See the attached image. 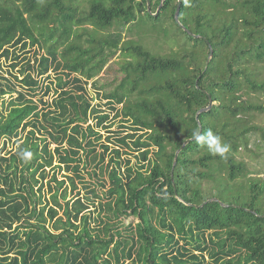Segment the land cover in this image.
Instances as JSON below:
<instances>
[{"label":"trees","instance_id":"1","mask_svg":"<svg viewBox=\"0 0 264 264\" xmlns=\"http://www.w3.org/2000/svg\"><path fill=\"white\" fill-rule=\"evenodd\" d=\"M159 3L0 0V107L14 95L0 111V140H16L0 147V264H264V179L248 177L243 193L226 185L249 172L234 156L255 127L242 116L264 110L247 97L264 89V0H180L189 32L174 19L177 0L153 15ZM136 19L163 37L176 31L177 49L122 40L119 28ZM117 50L128 55L119 83L89 85ZM209 96L216 103L198 125ZM199 129L230 145L226 157L192 139L173 165ZM67 184L73 197L61 204ZM211 197L227 205L201 204ZM91 206L110 213L96 227Z\"/></svg>","mask_w":264,"mask_h":264},{"label":"rangeland","instance_id":"2","mask_svg":"<svg viewBox=\"0 0 264 264\" xmlns=\"http://www.w3.org/2000/svg\"><path fill=\"white\" fill-rule=\"evenodd\" d=\"M140 15H143V14H140ZM170 23H171L170 19H167L166 22H164V25L167 26V24H170ZM140 24H142L143 26H140ZM118 28H119L118 26L113 24L112 26L105 28L101 32H98V35H105L106 32L112 33ZM150 28L151 27L149 24L142 22L140 19H136L131 24L125 25L124 27H120L119 29L122 31V40L133 39L135 40V42L141 44L145 49L151 52H154L156 54H169V53H172L171 51H174L177 49L178 44L181 42V39L175 36L176 31L173 32L169 30L168 37H163V35L161 36V34L157 35ZM186 43H190V41L186 40ZM60 49L61 47L59 46L58 50ZM125 57H128L126 53L121 52L120 50H117L116 53L113 56L109 57L108 60L102 65V67L98 71H96L91 78H89L88 80L89 85L90 83H95L97 87L101 91H104V92H108L112 90L119 83L121 77L123 76V72L119 68L120 67L119 63ZM2 70L4 69L2 68ZM262 74H264V72L261 73L260 78L262 77ZM52 75L53 73L51 74V76ZM90 95L94 96L91 89H90ZM12 97H14V95L9 96L8 94H6L4 96L5 101L3 105L0 107V111L2 110V112L4 113L6 112V107H7L6 102ZM53 97H54V93H50L48 97H45L44 99H47L48 101H50L51 98ZM247 97L253 103L264 104V89H261L256 92L253 91ZM95 102H96V99H92V103H95ZM215 103L216 102H214V104ZM242 117L243 119H246L247 123L251 127L253 126L255 127H253L249 131V134L246 135L244 142L241 145H239L234 156L236 159H239L241 162H243L246 165L249 172L246 175L238 176L237 178H234L233 180L226 179V185L228 188H234L235 186H238L240 188L239 190L243 193L246 190L248 177H259L260 179H264V110L263 111H259V110L249 111L245 113V115H243ZM117 120L118 119H116L115 122ZM87 123H93V121L91 122L89 119ZM100 132L103 135H105V131L103 129H101ZM3 142H5V149L11 148V150H14V147L16 145V140H14L13 138L8 139L7 137H2L0 140V147L2 146ZM52 145L53 144H51L50 147ZM4 152L5 150L2 151V153ZM48 175H50V172H48ZM61 175H63V171L59 172L58 177L60 178ZM216 175H219V172ZM222 177L227 178L226 175L224 174ZM201 184L203 185L204 190L206 191L210 190L212 192L215 189L213 187L214 183L205 178L201 180ZM51 186L53 188L55 187L54 182L51 183ZM69 186H70L69 184L65 186L66 187V198L63 199L61 195L59 196V201L61 204H64L66 199L68 198L71 199L73 197V192H70ZM59 191L63 192L64 187L60 188ZM43 194L45 195V198H43V200L41 201L46 200L49 203V201H51V195L47 187V182H44ZM37 205H40V204H37ZM87 212H90V216H91V218L89 219L90 225L94 227L99 225L98 219L101 216L104 217L105 215L110 214L105 211L102 213L101 212L98 213L97 208H95V206H91L90 210ZM58 215H62V208L58 209ZM120 217L122 218L124 224L131 223L133 225L137 222V217L131 214L129 215L122 214ZM115 220L116 218L111 219V221H115ZM31 221L33 222V219H31ZM51 224L52 223L47 222L45 225L48 227H51ZM24 230H25L24 227L19 228V232L21 236H24V234L22 233ZM60 251L61 250H59L58 252ZM124 262H126L125 259H124Z\"/></svg>","mask_w":264,"mask_h":264},{"label":"clouds","instance_id":"3","mask_svg":"<svg viewBox=\"0 0 264 264\" xmlns=\"http://www.w3.org/2000/svg\"><path fill=\"white\" fill-rule=\"evenodd\" d=\"M193 138L196 143L205 145L207 149L213 155H219L221 157H226V154L230 151V145L223 143L219 136L214 135L211 130L205 134H201L198 131L193 134ZM30 152H23L21 159L28 162L31 159Z\"/></svg>","mask_w":264,"mask_h":264},{"label":"water","instance_id":"4","mask_svg":"<svg viewBox=\"0 0 264 264\" xmlns=\"http://www.w3.org/2000/svg\"><path fill=\"white\" fill-rule=\"evenodd\" d=\"M164 0H160V3L156 9V12L152 13L153 15L156 14L158 12V10L160 9L162 3H163ZM179 8H180V0H177V6H176V9L174 11V19L175 21L177 22V24L186 32H189L188 28L182 24L179 19H178V12H179ZM147 9L149 10V4H148V1H147ZM150 11V10H149ZM192 36L194 37H198L200 36L199 34H193L192 33ZM210 46V45H209ZM211 56V54L209 55V57ZM214 103L213 99L209 96L208 97V102H207V105L204 106V107H201L200 109L197 110L196 114H195V117L197 119V122H198V125H200V122L198 120V114L200 112H204V111H207L208 109H210V107L212 106V104ZM200 132V129L199 131ZM194 139L193 137H190V138H187L183 141V143L181 144V146L175 151L174 153V158H173V165L176 163V160H177V156H178V153L179 151L182 149V147H184L190 140ZM209 200H218L216 197H211V198H208L207 200L203 201L201 204H203L204 202L206 201H209ZM219 201V200H218ZM220 204L222 206H226L227 204L226 203H223L222 201H219ZM195 205V204H194ZM262 216H264V214H262Z\"/></svg>","mask_w":264,"mask_h":264}]
</instances>
